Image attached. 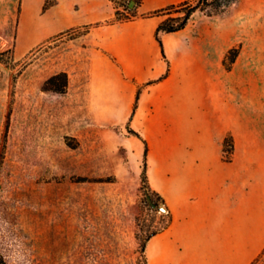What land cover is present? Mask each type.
I'll return each instance as SVG.
<instances>
[{
    "label": "rangeland",
    "instance_id": "374dc122",
    "mask_svg": "<svg viewBox=\"0 0 264 264\" xmlns=\"http://www.w3.org/2000/svg\"><path fill=\"white\" fill-rule=\"evenodd\" d=\"M104 1L112 21L135 18L130 0ZM27 10L41 29L31 41ZM188 29L219 42L223 60L237 52L223 69L239 112L254 115L258 140L248 156L253 191L264 194V0H236L215 16L198 10ZM86 31L57 35V0H0V264H150L146 237L168 222L142 181L144 147L105 119ZM60 71L65 92L43 90ZM252 224L262 231L264 213ZM249 264H264V240Z\"/></svg>",
    "mask_w": 264,
    "mask_h": 264
},
{
    "label": "crops",
    "instance_id": "0c3cea01",
    "mask_svg": "<svg viewBox=\"0 0 264 264\" xmlns=\"http://www.w3.org/2000/svg\"><path fill=\"white\" fill-rule=\"evenodd\" d=\"M80 1L73 9L75 0H57V35L90 25L88 60L101 79L105 119L116 118L144 147L148 185L169 217L151 240L152 263H251L264 240V227L252 224L264 194L253 191L248 156L258 136L252 111L241 114L231 94L220 43L188 23L157 41L164 16L154 12L184 0H139L127 22H112L104 0ZM23 21L31 41L41 29L28 10Z\"/></svg>",
    "mask_w": 264,
    "mask_h": 264
},
{
    "label": "trees",
    "instance_id": "16d2710c",
    "mask_svg": "<svg viewBox=\"0 0 264 264\" xmlns=\"http://www.w3.org/2000/svg\"><path fill=\"white\" fill-rule=\"evenodd\" d=\"M235 1L236 0H184L179 4L169 5L167 7L159 9L154 12V15L164 16V19L157 26L156 34H155L156 39L161 44L159 37L160 33H174L184 29L191 16L198 10L205 11L209 16L221 15ZM138 5H139V0H130L129 8L135 12V9ZM47 8L48 7L46 5L43 6V10H46ZM116 21H119V19L115 18L112 22H116ZM80 28L87 29L85 33L87 34L89 32L90 25L74 27L66 30L63 33L76 32L80 30ZM236 55L237 52L235 49L229 50L225 55L223 64H225L227 60L233 62ZM67 86H68V75L66 72L60 71L48 77L44 82L42 88L43 90L46 91L62 94L65 92ZM231 150H232V139L231 137H227L224 140V152L225 154H228L230 153ZM142 175H143L142 181L144 182L146 188L150 190V187L147 182L146 174L144 171ZM146 196L150 204H155L150 193L149 194L147 193ZM168 222L166 226L168 225ZM165 227H163V229ZM157 233L158 232H153L149 234L146 237V240H148ZM140 246H141V252L143 253L146 246L145 241H143Z\"/></svg>",
    "mask_w": 264,
    "mask_h": 264
},
{
    "label": "bare ground",
    "instance_id": "6f19581e",
    "mask_svg": "<svg viewBox=\"0 0 264 264\" xmlns=\"http://www.w3.org/2000/svg\"><path fill=\"white\" fill-rule=\"evenodd\" d=\"M156 254V253H155ZM153 255H154V250H153V247H152V245L150 246V248H149V257H150V259H151V264H153L152 263V257H153Z\"/></svg>",
    "mask_w": 264,
    "mask_h": 264
}]
</instances>
